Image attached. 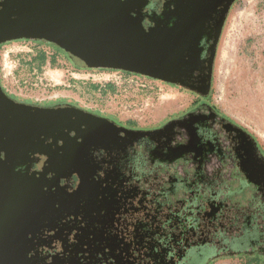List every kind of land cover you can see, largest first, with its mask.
Instances as JSON below:
<instances>
[{
	"label": "flooded vegetation",
	"instance_id": "obj_1",
	"mask_svg": "<svg viewBox=\"0 0 264 264\" xmlns=\"http://www.w3.org/2000/svg\"><path fill=\"white\" fill-rule=\"evenodd\" d=\"M39 2L0 0V49L11 41L44 42L75 67L88 68L58 42L23 28ZM234 2L118 0L121 17L159 37L189 24L183 29L190 34L178 40L177 83L96 67L194 95L152 125L64 99H22L0 79V264H211L223 258L264 264V152L249 130L210 101L216 46ZM10 101L28 112L56 110L60 123L32 136L15 134L9 121L25 119Z\"/></svg>",
	"mask_w": 264,
	"mask_h": 264
},
{
	"label": "rangeland",
	"instance_id": "obj_2",
	"mask_svg": "<svg viewBox=\"0 0 264 264\" xmlns=\"http://www.w3.org/2000/svg\"><path fill=\"white\" fill-rule=\"evenodd\" d=\"M41 72L56 74V80L39 78ZM212 77L210 101L249 130L264 152V0L232 4L216 46ZM0 79L19 98L64 99L140 126L171 116L194 98L191 92L158 79L109 68L75 67L48 44L33 40L1 47ZM162 103L168 107L152 111Z\"/></svg>",
	"mask_w": 264,
	"mask_h": 264
},
{
	"label": "water",
	"instance_id": "obj_3",
	"mask_svg": "<svg viewBox=\"0 0 264 264\" xmlns=\"http://www.w3.org/2000/svg\"><path fill=\"white\" fill-rule=\"evenodd\" d=\"M119 7L118 0H40L23 28L58 42L85 59L88 67L123 68L177 83L175 73L181 63L179 50L183 47L179 46L178 40L184 33L190 34V28L183 29L189 24L184 20L175 33L159 37L155 29L145 32L135 20L121 17L116 12ZM209 84L206 85L208 88ZM10 103L16 106L17 115L25 119L9 121L11 125L15 124L9 128L15 134L32 136L46 124L53 128L60 123L55 118L56 110L28 112V106ZM39 117L41 120L37 125L35 121Z\"/></svg>",
	"mask_w": 264,
	"mask_h": 264
},
{
	"label": "bare ground",
	"instance_id": "obj_4",
	"mask_svg": "<svg viewBox=\"0 0 264 264\" xmlns=\"http://www.w3.org/2000/svg\"><path fill=\"white\" fill-rule=\"evenodd\" d=\"M54 77H57V75L56 74H47V73H43V72H41L40 74H39V78H49V80H56V78H54ZM143 96H145V95H143ZM143 96H142V98H143ZM146 99V98H145ZM167 104L168 103H162L161 105H158V106H156V107H154L155 109H153L152 111H155V112H159V111H161L163 108H165V107H168L167 106Z\"/></svg>",
	"mask_w": 264,
	"mask_h": 264
},
{
	"label": "crops",
	"instance_id": "obj_5",
	"mask_svg": "<svg viewBox=\"0 0 264 264\" xmlns=\"http://www.w3.org/2000/svg\"><path fill=\"white\" fill-rule=\"evenodd\" d=\"M218 260H228V261H235V260H241V259H237V258H235V259H232V258H223V259H218ZM218 260H216V261H218ZM213 263H215V261L214 262H212L211 264H213Z\"/></svg>",
	"mask_w": 264,
	"mask_h": 264
},
{
	"label": "trees",
	"instance_id": "obj_6",
	"mask_svg": "<svg viewBox=\"0 0 264 264\" xmlns=\"http://www.w3.org/2000/svg\"><path fill=\"white\" fill-rule=\"evenodd\" d=\"M78 66L83 67V66H85V65H78Z\"/></svg>",
	"mask_w": 264,
	"mask_h": 264
}]
</instances>
